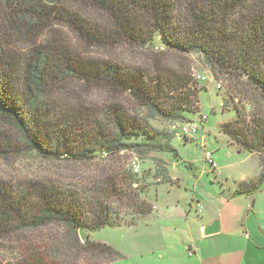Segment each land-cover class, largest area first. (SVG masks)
Masks as SVG:
<instances>
[{
	"label": "trees",
	"instance_id": "obj_1",
	"mask_svg": "<svg viewBox=\"0 0 264 264\" xmlns=\"http://www.w3.org/2000/svg\"><path fill=\"white\" fill-rule=\"evenodd\" d=\"M62 28L84 49L54 35ZM118 48L146 51L147 62L90 52ZM191 54L201 55L218 80H236L255 94L252 117L235 106L238 118L219 127L237 149L260 157L259 180L240 183L236 192L252 197L264 181V0H0V161L34 156L88 170L97 161L112 162L87 183L0 178V246L17 239L25 244L14 264H111L120 258L89 234L134 226L153 214L146 194L162 182L148 187V173L139 177L134 167L117 164L123 152L141 161L156 153L179 159L172 127L194 122L188 116L200 112L201 85L189 68L167 57ZM76 83L113 97L63 109ZM244 100L250 98L238 104ZM156 120L172 130L158 131ZM54 228L62 233L51 232L41 247L40 232ZM81 228L87 229L85 242Z\"/></svg>",
	"mask_w": 264,
	"mask_h": 264
},
{
	"label": "rangeland",
	"instance_id": "obj_2",
	"mask_svg": "<svg viewBox=\"0 0 264 264\" xmlns=\"http://www.w3.org/2000/svg\"><path fill=\"white\" fill-rule=\"evenodd\" d=\"M67 32V29L62 28L54 35L62 33L66 39H73L75 46L84 49L79 46V42L72 34L68 32L67 35ZM90 52L95 56L111 57L141 65L147 62L146 57L149 54L146 51L130 48H118L115 51L91 49ZM167 59L173 66L184 64L191 74L203 72L208 77L207 83L198 87V90H201L199 114L188 116L198 125L199 131L193 142L186 143L177 138L172 142V146L179 154L178 160L173 154L156 153L145 161H141L132 152L121 154L117 165L121 163L128 170L134 167V171L138 168L139 172H135L139 177L144 172L148 173V182L145 185L149 187L152 183H162L148 188L146 194V199L157 208L152 215L138 218L134 226L106 227L89 234L88 238L91 241L108 244L120 253V258L111 264H169L168 262L175 258H182L183 250L174 242L178 237L175 235L180 230L179 222H169L165 219L172 211L169 212L168 207L172 206L179 207L188 216L189 224L194 221L204 224L202 221L205 215V222H210L214 218L213 222L220 219L222 223L220 235L208 239L201 237L199 241H195L196 246L203 250L205 247H227L229 250L234 249L239 252V247H264V181L260 184L259 191L250 198L236 194L240 183L259 180L262 173L260 157L240 151L230 143L224 133L219 131L222 124L238 118L234 110L235 106L244 107L246 113L252 117L251 113H255L256 110V102L252 99L255 97L252 88L241 85L236 80L225 78L218 80L210 67L203 63L199 54L171 56ZM218 85H221V90H218ZM67 91L66 102L62 107L68 110L81 101H87L88 105H101L113 97L107 91L93 89L82 83L70 85ZM243 97H249L250 100H244L243 105L241 103L239 105L238 102H242ZM201 115L207 116L208 121L202 123ZM154 125L158 131L171 129V124L160 120H156ZM206 152L212 153L217 169L214 170L206 163ZM111 164L112 162L107 164L106 161L100 160L90 165L88 170L87 167L73 168L60 162H48L34 156H26L0 161V178L16 184L32 179L87 183L92 176L98 175L103 168H109ZM157 173L159 178L154 177ZM196 200L201 201L206 212L198 213L195 207L188 212L189 207L194 205ZM253 202L254 207L248 213L247 210ZM114 210L121 215L126 211L120 209L117 204H114ZM127 219L131 220V217L127 216ZM242 224L245 226L244 229ZM246 231L251 236L250 240L245 238ZM51 232L56 236L62 233L59 228L41 231V247L45 246L44 241L47 237H52ZM24 245L17 239L0 246V264H14L17 254L20 255ZM250 257L252 259L248 261L250 264H253V261H256L255 264H264V251L262 255L256 254ZM190 260H194V257Z\"/></svg>",
	"mask_w": 264,
	"mask_h": 264
},
{
	"label": "crops",
	"instance_id": "obj_3",
	"mask_svg": "<svg viewBox=\"0 0 264 264\" xmlns=\"http://www.w3.org/2000/svg\"><path fill=\"white\" fill-rule=\"evenodd\" d=\"M215 160V159H214ZM216 162V161H215ZM249 198L251 196H248ZM200 200H196L194 202V205H191L188 209V212H191L193 210V207H195V211L198 213H202V211H205V208L203 207ZM172 208V209H170ZM176 210H174V209ZM167 209V208H166ZM169 214L165 217V219L169 220V222L172 221H178L180 230L176 233L175 236H178L175 239V243L181 246V249L183 250L182 258H175L173 261H169V264H250L248 261L252 260L250 256H255L256 254H263L264 247H239V252H237L234 249H227V247H205L203 250L200 247L196 246V240L199 241V239L202 237L204 239H208L210 237H205L203 235V229L204 227L211 225L214 221L210 220V222L206 221V215L204 216V220L200 224V222L194 221L193 223L189 224L188 216L183 213L179 209V207H168ZM250 209V207H249ZM248 209V210H249ZM157 210L156 206L154 205V212ZM247 210V212H248ZM251 211V210H249ZM153 212V213H154ZM206 212V211H205ZM147 217V216H146ZM220 221V219H217ZM221 226V232L222 233V223L220 221ZM245 226L242 224V229H244ZM175 229H177L175 227ZM218 234V235H220ZM215 236V235H214ZM255 236V235H254ZM253 236V237H254ZM259 240L262 238H259V236H255ZM245 238L247 240L251 239V236L246 231ZM255 239V238H254ZM193 244V246H189L190 244ZM189 247V248H188ZM191 248V251L189 249ZM189 258V259H183V258ZM191 257H194V260H190ZM256 261H253V264H255Z\"/></svg>",
	"mask_w": 264,
	"mask_h": 264
},
{
	"label": "built area",
	"instance_id": "obj_4",
	"mask_svg": "<svg viewBox=\"0 0 264 264\" xmlns=\"http://www.w3.org/2000/svg\"><path fill=\"white\" fill-rule=\"evenodd\" d=\"M193 79L195 82H197L200 85H204L208 81V77L203 74V72H195L192 74ZM218 89H221V85L217 86ZM207 116L201 115L200 121L202 123H205L208 121ZM174 130H177V136L179 139L183 142H193L196 139V135L198 134L199 128L196 123H186V124H181L179 126H173ZM205 161L208 163L214 170L217 169V164L213 159L212 153L206 152L205 153ZM137 173L139 172L138 168L135 170Z\"/></svg>",
	"mask_w": 264,
	"mask_h": 264
},
{
	"label": "water",
	"instance_id": "obj_5",
	"mask_svg": "<svg viewBox=\"0 0 264 264\" xmlns=\"http://www.w3.org/2000/svg\"><path fill=\"white\" fill-rule=\"evenodd\" d=\"M253 207H254V202L250 206V209L253 208ZM249 210H248V213H249ZM220 232H221V226H220V221L219 220H216L211 225H208V226L204 227V229H203V235L205 237L218 235V234H220ZM79 236H80L81 241L85 242L86 237H87V229L86 228H81L80 231H79ZM189 251H191V248L189 249Z\"/></svg>",
	"mask_w": 264,
	"mask_h": 264
}]
</instances>
